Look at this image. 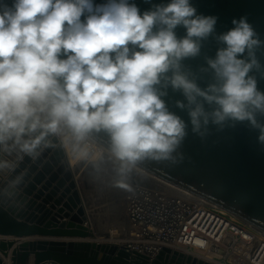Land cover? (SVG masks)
<instances>
[{"label": "clouds", "instance_id": "clouds-1", "mask_svg": "<svg viewBox=\"0 0 264 264\" xmlns=\"http://www.w3.org/2000/svg\"><path fill=\"white\" fill-rule=\"evenodd\" d=\"M217 22L191 0L143 12L132 0H0V171L55 140L133 192L141 163L183 161L189 126L203 141L246 123L264 146V40L247 16L222 33ZM209 40L215 55L193 70Z\"/></svg>", "mask_w": 264, "mask_h": 264}, {"label": "water", "instance_id": "water-1", "mask_svg": "<svg viewBox=\"0 0 264 264\" xmlns=\"http://www.w3.org/2000/svg\"><path fill=\"white\" fill-rule=\"evenodd\" d=\"M6 2L11 4L12 0ZM132 2L143 12L153 4L170 0ZM191 2L198 13L218 17V33L231 29L234 18L247 16L264 40V0ZM176 31L178 36L185 34L182 27ZM217 47L214 40H209L200 57L185 63L196 70L204 63L205 55H215ZM257 56L264 64V49L258 50ZM256 75L259 78L260 74ZM258 87L264 90V79H259ZM177 99L183 97L169 90L166 100L170 110L187 120L186 113L175 107ZM256 137L257 132L244 123L223 131L213 127L202 141L189 126L179 150L184 154L182 162L145 161L138 167L264 231V146L257 143ZM3 158L11 166L0 171V235L69 238L21 241L11 251L12 264H27L30 253L34 254V264H216L169 247H163L149 261L147 256L130 252L118 243H100L90 238L91 217L80 184L69 169L63 147L55 140L35 159L16 154ZM63 218L67 220H60ZM14 243L12 239H0V250L5 256ZM0 264H5L1 257Z\"/></svg>", "mask_w": 264, "mask_h": 264}, {"label": "built area", "instance_id": "built-area-1", "mask_svg": "<svg viewBox=\"0 0 264 264\" xmlns=\"http://www.w3.org/2000/svg\"><path fill=\"white\" fill-rule=\"evenodd\" d=\"M64 152L80 184L76 170L86 172L89 163L79 160L71 150ZM80 162L83 165L79 168ZM132 188L125 197L129 236L119 244L128 251L139 252L149 261L163 247H169L190 255L211 254L220 264H264V231L192 193L185 198L136 184Z\"/></svg>", "mask_w": 264, "mask_h": 264}, {"label": "rangeland", "instance_id": "rangeland-1", "mask_svg": "<svg viewBox=\"0 0 264 264\" xmlns=\"http://www.w3.org/2000/svg\"><path fill=\"white\" fill-rule=\"evenodd\" d=\"M89 168L90 167H88L86 172H84V173L80 172L79 175L77 174V176L79 179L82 180V187L84 186L83 188H84L85 197H87V196L89 197L91 195L95 196V198L93 200V206H94V208H96V210H97L96 212L102 214L103 218H104L103 222L102 221L100 222V220H98V217L95 218L94 221H92V224H91L92 225L91 226L92 232L90 233V238H92L93 240H97V239L104 240L105 239L104 240L105 242H110V240H115L114 238H116V240H118V242H119L118 244H120L125 237L121 236V237L117 238V237H115L116 235L113 234L112 232H109V235H108L109 237H108L107 235L103 234L102 232L104 230H109L112 226L111 224H113V222H114V220H112L111 215L114 214L113 209L117 207L115 203H117V204L121 203L120 201L117 202L118 197L119 196L121 197V189L110 186L111 181L113 179H115V177H112L110 175V173L103 172V171L97 173V172H94L93 169H91V171L88 172L90 170ZM136 170H137V173L144 175V176H147L146 174H144L145 172L142 168L137 167ZM133 174L134 175H132V176H135V173H133ZM91 176H93V177H91ZM84 183H86V186ZM90 183L92 185H90ZM91 187H93V188H91ZM90 188L92 189V191ZM89 191L92 193L90 194ZM87 200H88V198H87ZM122 203H123V201H122ZM93 206H91V207L87 206V208L88 209L93 208ZM123 215L125 216V210H124V212H122L120 214V217H122ZM91 220H93V219L91 218ZM105 226H107L108 229ZM106 238H108V239H106Z\"/></svg>", "mask_w": 264, "mask_h": 264}, {"label": "bare ground", "instance_id": "bare-ground-1", "mask_svg": "<svg viewBox=\"0 0 264 264\" xmlns=\"http://www.w3.org/2000/svg\"><path fill=\"white\" fill-rule=\"evenodd\" d=\"M72 162H74V161H72ZM78 165H79V168H80V166L83 165V162H80ZM88 167H90L89 168L90 170L88 171V172H90L91 169H92V167H91L90 164H88ZM144 172H145L144 174H146L147 176H144V175H141V174L137 173V170H136L134 172L135 173V176H132L131 177L130 184L132 186L134 184H136V185H141V186L149 187V188H152V189H157L159 191H163V192L168 193V194L178 195V196L185 197V198L190 196V193H188V192H186V191H184L182 189L172 187V186H170V185H168V184L160 181L159 179H157L156 177L152 176L150 173H148L145 170H144ZM79 173L80 172H77V170H76V178L77 179H79L78 176H77V174L79 175ZM91 177H93V176H91ZM79 180L81 182L80 183V186H81V189H82L81 191H82V196L84 198V202L87 204V206H90L91 207V206H93V200H94L95 196L94 195H91L89 197L88 196L85 197L84 188H83L84 186L82 187V180L81 179H79ZM84 184L86 186V183H84ZM90 185H92V184L90 183ZM91 188H93V187H91ZM91 191H92V189H91ZM89 193L91 194L92 192L89 191ZM126 194H127V191L124 190V189H121V197L119 196L118 197V200H117V202L120 201L121 203H119V204L115 203L117 207L113 209L114 214L111 215L112 220H114V222H113V224H111L112 226H111V228L109 230H104L102 232L103 234H105V235L108 236L109 235V232H112L113 234L116 235L115 237H117V238L118 237H121V236L122 237L129 236V230H127L126 215L125 216L123 215L122 217H120V214L122 212H124V210H125V197H126ZM87 198H88V200H87ZM122 201H123V203H122ZM87 210H88V213L90 214L89 216L93 219V220L90 219V221H89L90 224H92V221H94V219L97 218V217H98V220H100V222L101 221L102 222L104 221L103 215L100 214V213H97L96 212L97 210H96V208H94V206H93V208H89V209L87 208ZM105 227L108 229L107 226H105ZM106 239H108V238H106ZM114 239L115 240H110V242H105L104 241L105 239L104 240L97 239V240H94V241H97V242H100V243H111V242L112 243H119L118 240H116V238H114ZM192 256H196V257H199V258L207 259L210 262L220 264V261L217 260L216 258H213V256L211 254H207V255L192 254Z\"/></svg>", "mask_w": 264, "mask_h": 264}, {"label": "crops", "instance_id": "crops-1", "mask_svg": "<svg viewBox=\"0 0 264 264\" xmlns=\"http://www.w3.org/2000/svg\"><path fill=\"white\" fill-rule=\"evenodd\" d=\"M47 206H49V204H47ZM58 206L59 205H57V207ZM60 220H67V218H63V219H60ZM0 239H4V240L12 239V240L15 241L14 245L12 246V248H10L8 250V252H9L8 256H5L2 253V251L0 250V257L3 260V262L5 264H12L11 251L15 247V245H17L21 241H25V240H38V239H47V240H50V239H66L67 240L69 238L68 237H56V236H38V235L27 236V237H15V236H10V235H7V236L0 235ZM47 261H49V260H47ZM27 264H34V254L33 253H30V255H29L28 259H27Z\"/></svg>", "mask_w": 264, "mask_h": 264}]
</instances>
